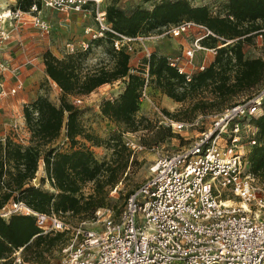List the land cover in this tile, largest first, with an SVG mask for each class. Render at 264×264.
<instances>
[{
	"label": "built area",
	"instance_id": "2783aa9c",
	"mask_svg": "<svg viewBox=\"0 0 264 264\" xmlns=\"http://www.w3.org/2000/svg\"><path fill=\"white\" fill-rule=\"evenodd\" d=\"M39 3L65 16L66 24L69 14L91 16L95 29L85 28L83 32L91 39L111 34L114 51L130 54L133 42L142 44L153 38H132L113 32L105 23L101 0H39ZM26 14L31 15L29 24L37 36H48L50 27L39 16L36 5L32 4L27 12L8 8L0 12V45L11 37L12 28H7L5 23H23L22 17ZM190 29L199 30L201 35L195 37L192 48L184 52L188 64L195 51L208 50L215 54L214 49L201 47L199 41L205 37L222 39L192 22L168 26L163 35L175 37ZM256 39L262 46L261 36L256 35ZM232 42L226 41L216 48ZM79 46L85 50L88 44L81 41ZM69 50L72 52L73 48ZM143 53L147 58L149 53L146 50ZM166 61L189 81L190 75L176 59L166 58ZM203 68L200 65L196 71ZM144 78L139 100L147 98L146 75ZM19 88L17 85L16 89ZM14 91L13 88L10 93ZM74 102L79 103L77 98ZM153 111L157 112L160 123L176 133L196 125L195 121L173 120L155 107ZM263 113L264 76L248 96L215 113L209 126L181 148L156 158L149 165L144 180L127 195L117 215L108 208H97L93 215L99 222L98 229L72 228L71 236L60 248L59 261L46 264H264V220L258 216L264 211V193H258L253 184L242 147L244 142L250 148L257 145L251 119ZM5 139L0 134L1 145ZM124 145L130 151L141 149L132 141ZM43 177L45 174L39 178ZM40 184L47 186V180ZM229 194L236 200L222 198ZM12 214L33 217L41 233L69 229L54 213L36 212L22 201H10L0 208L2 219ZM10 264L33 263L23 261L18 248L11 253Z\"/></svg>",
	"mask_w": 264,
	"mask_h": 264
},
{
	"label": "trees",
	"instance_id": "16d2710c",
	"mask_svg": "<svg viewBox=\"0 0 264 264\" xmlns=\"http://www.w3.org/2000/svg\"><path fill=\"white\" fill-rule=\"evenodd\" d=\"M37 3L39 0H26L25 5L19 2L11 9L27 12L32 4L37 7ZM223 11V16H212L206 5L193 6L188 0H161L149 10L135 8L125 13L117 8L116 0H112L104 7V19L113 32L126 37L147 36L148 32L186 21L200 25L222 39L205 37L199 41L201 47L214 49L215 54L212 62L201 71L194 72L189 81L170 67L165 57L155 53L143 60V75H146L147 88L149 80L153 79L156 87L174 102L182 101L184 91L205 89L211 99L197 100L191 106L193 109L214 104L227 107L237 101L238 94L250 92L263 79L264 59L243 58L238 42L247 32L246 25H255L258 21L264 25V0H226ZM257 31L264 49V29ZM112 38L114 36L109 33L102 37L111 49L110 68L99 67L81 72L77 56L58 59L49 52L43 54V73L59 90V105H53L44 97H37L24 105L22 118L28 133L27 145L22 146L10 139L0 144V208L10 201H22L39 213L69 211L87 219L97 208L105 205L109 189L117 183L129 163L128 153L117 142L112 146L111 162L98 163L88 149H74L77 138L92 144L96 140L85 132L78 120L77 109L67 98L87 96L102 85L125 78L118 98L103 101L99 112L111 122L121 123L132 131L137 129L140 122L135 121L133 116L138 109L139 92L145 78L130 74L133 69L128 66L129 54L123 50L114 51ZM230 40H233L231 44L216 48L218 44ZM179 88L181 93L177 92ZM251 123L256 129L257 145L246 156L248 170L264 182V113L253 117ZM62 129L69 144L68 152H60L54 146ZM40 167L45 177L39 178L38 183L46 179L47 188L53 192L31 185ZM86 182L92 183V192L85 197H77ZM40 231L31 216L12 214L6 220L0 217V262H4L0 264H10L11 253L18 248L23 261L48 263L52 252H59L64 244L63 232Z\"/></svg>",
	"mask_w": 264,
	"mask_h": 264
},
{
	"label": "rangeland",
	"instance_id": "374dc122",
	"mask_svg": "<svg viewBox=\"0 0 264 264\" xmlns=\"http://www.w3.org/2000/svg\"><path fill=\"white\" fill-rule=\"evenodd\" d=\"M159 1L161 0H116V6L123 12L129 13L135 8L149 10L154 3ZM188 1L193 6L206 5L212 16L224 15L223 6L226 0ZM0 2L2 3L4 0H0ZM19 2L26 4V0H5L3 8L11 9L14 6L16 7ZM111 3L112 0H101L104 7ZM37 12L40 17L47 21L50 27L48 36L39 38L29 24L31 15L26 14L22 17L23 23H16L15 21L5 23L7 28H12L11 37L0 45V134L22 146L27 145V143L22 144V141L25 142L24 136L28 138V134L24 135L27 132L22 118V107L30 104L37 97H44L53 105H59L60 92L43 73L42 56L45 52H49L58 59H64L69 55L77 56L81 72H90L99 67L110 68L112 65L111 49L107 40L102 38L91 39L89 34L83 32L85 28L95 29L91 16L83 17L81 14H69L67 17L68 23L66 24L65 16L54 10L44 8L40 3H37ZM246 26L247 32L242 35L243 38L238 42L241 45L243 58L264 59V49L256 39L257 30L264 29L263 23L258 21L255 25ZM164 32V29H156L148 32L149 35L147 36L153 37L152 39L142 44L138 42L131 44L133 51L129 56H136L137 62L130 74H138L143 78V72L145 71L143 60L146 59L143 50L151 54L155 52L152 50H157L159 46L165 49V58L176 59L177 64L190 76L196 72L198 66L202 65L204 68L208 66V61L211 57H214V54L208 50H198L194 52L192 60L188 64L184 52L192 48L194 38L201 35V32L190 29L175 37L168 34L163 35ZM156 36L157 38H154ZM81 41L88 44L85 50H82L79 46ZM70 48H73L72 52L69 50ZM203 48L207 49L206 47ZM125 81L124 78L112 84H105L101 87L100 92L95 91L90 96L77 98L79 103L74 102L75 98L73 97L67 98V101L77 109L78 120L85 132L96 140V143L92 144L82 138H77L74 149H88L96 162L110 163L113 158L112 146L115 143L119 142L125 147L126 142L132 141L141 147L140 150L135 151H130L125 147V153H128L129 156V163L125 168V172L119 177L115 189L113 190L112 187L109 189L105 205L100 207L101 209L108 208L113 215H117L123 209L127 195L144 180L148 174L149 165L156 158L168 155L181 148L199 131L207 128L211 117L225 107L214 104L206 108L193 109L191 106L197 100L211 99L205 89L194 92L184 91L185 95L182 101L174 102L167 98L163 91L156 87L154 80L151 79L147 88V98L138 101V109L133 116L134 120L140 123L137 129L132 131L121 123L107 120L99 112L100 104L103 101H113L118 98ZM17 85L20 86L19 89H16ZM13 88L15 91L10 93ZM177 92L181 93L182 89H177ZM250 93L251 91L238 94L236 100L245 98ZM153 107L173 120L195 121L196 125L176 133L160 123V118L157 112L153 111ZM242 145L243 152L247 155L251 148L245 142ZM68 151L69 144L65 142L64 146L60 147V152ZM38 180L39 178L34 179L33 183L40 190L53 192L46 185L38 183ZM34 184L31 183V185ZM253 184L258 193H264V182L262 180L253 176ZM91 189L92 183L86 182L77 197L87 196L92 192ZM222 198L236 200L231 194ZM54 216L69 227L68 230L62 231L64 241L71 236L72 228H99V225H97L99 222L95 221L93 214L87 219H82L79 215L71 214L69 211L54 213ZM258 216L264 220V211H260ZM59 259L60 251L52 252V255L48 258L52 263H57ZM9 260L11 261V259Z\"/></svg>",
	"mask_w": 264,
	"mask_h": 264
},
{
	"label": "crops",
	"instance_id": "0c3cea01",
	"mask_svg": "<svg viewBox=\"0 0 264 264\" xmlns=\"http://www.w3.org/2000/svg\"><path fill=\"white\" fill-rule=\"evenodd\" d=\"M10 1H12V0H10ZM4 3H5V0H4V2H0V7H1V10H3L4 8H3V6H4ZM65 26H69V25H65ZM36 33V32H35ZM36 35H37V33H36ZM152 51H155V52H152V53H155V54H157V55H159V56H161V57H165L164 55V51H165V49H163L162 47H158L157 48V50H152ZM213 54V53H212ZM245 57V56H244ZM249 59H252V58H249ZM212 60H213V57H211L210 58V60L208 61V64L207 65H209L211 62H212ZM136 62H137V59H136V56H129V60H128V66H129V68L130 69H134L135 68V64H136ZM103 86V85H102ZM102 86H100V87H98V88H96L94 91H92L90 94H88L87 96H90V95H92L95 91H97V92H100L101 90V87ZM22 123V122H21ZM28 133H25L24 135H27ZM23 137V136H22ZM25 138V142H23L22 141V144L24 145V144H26L27 143V140L26 139H28V138H26L27 136H24ZM66 142V139H65V137H64V130L62 129L61 130V132H60V134H59V136H58V139L56 140V143H55V146L57 147V149L58 150H60V147L61 146H64V143ZM44 175V172H43V170H42V168L40 167L39 168V170H37V172H36V176L32 179V184H34L33 183V181H34V179H36V178H39V177H41V176H43Z\"/></svg>",
	"mask_w": 264,
	"mask_h": 264
}]
</instances>
